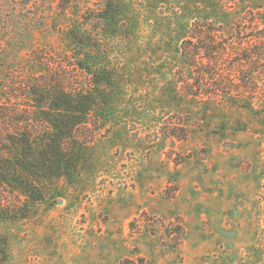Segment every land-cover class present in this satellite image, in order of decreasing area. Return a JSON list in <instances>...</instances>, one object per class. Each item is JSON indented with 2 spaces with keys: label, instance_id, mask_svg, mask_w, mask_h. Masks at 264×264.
<instances>
[{
  "label": "rangeland",
  "instance_id": "374dc122",
  "mask_svg": "<svg viewBox=\"0 0 264 264\" xmlns=\"http://www.w3.org/2000/svg\"><path fill=\"white\" fill-rule=\"evenodd\" d=\"M58 3L0 0V94L31 50L75 51ZM203 25L226 43L221 69L238 83L264 0L121 4L109 55L94 62L111 80L109 113L78 131L89 145L38 190L8 184L18 216L0 218V264H264V97L250 108L188 97L181 46ZM263 63L250 76L262 83Z\"/></svg>",
  "mask_w": 264,
  "mask_h": 264
},
{
  "label": "trees",
  "instance_id": "16d2710c",
  "mask_svg": "<svg viewBox=\"0 0 264 264\" xmlns=\"http://www.w3.org/2000/svg\"><path fill=\"white\" fill-rule=\"evenodd\" d=\"M20 1L28 5L38 0ZM124 1L59 0V12L70 19L66 37L74 44L75 51L62 52L55 47L33 49L30 63L7 73L0 94L1 219L13 220L18 216L13 215L14 202L8 203L4 196L11 181L23 188L38 190L43 178L58 174L66 159L89 145L91 141L82 140L78 131L93 134L92 130L108 115L111 80L94 62L109 55L106 41L114 40L109 33L110 21ZM81 2H84L83 9H80ZM74 9L79 10L77 19L69 15ZM205 27L195 28L181 46L182 61L189 73L180 82L187 88L188 97L206 103L233 102L240 108H250L254 100H259L257 94L264 97V83L250 78L253 77L251 67L264 62V29L245 37L244 42L256 44L257 48L239 59L245 62V65L240 62L238 69L243 78L234 83L225 77L229 73L221 69V61L228 51L226 43L217 41L215 30L207 32ZM257 70V74L261 73ZM233 91L237 95L232 96ZM244 93L250 95L244 96ZM41 143L43 148L36 151ZM139 263L143 264V259ZM121 264L138 263L127 259Z\"/></svg>",
  "mask_w": 264,
  "mask_h": 264
}]
</instances>
